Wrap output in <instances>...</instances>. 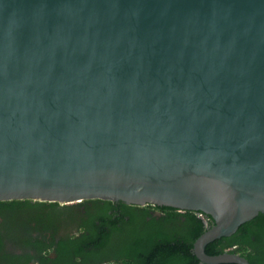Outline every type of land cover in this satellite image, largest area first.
I'll list each match as a JSON object with an SVG mask.
<instances>
[{
  "label": "water",
  "instance_id": "95a60500",
  "mask_svg": "<svg viewBox=\"0 0 264 264\" xmlns=\"http://www.w3.org/2000/svg\"><path fill=\"white\" fill-rule=\"evenodd\" d=\"M264 213V0H0V201Z\"/></svg>",
  "mask_w": 264,
  "mask_h": 264
},
{
  "label": "flooded vegetation",
  "instance_id": "af4514ba",
  "mask_svg": "<svg viewBox=\"0 0 264 264\" xmlns=\"http://www.w3.org/2000/svg\"><path fill=\"white\" fill-rule=\"evenodd\" d=\"M22 202L28 204L0 208V264H123L122 250L142 234L185 241L192 234L188 214L206 219L195 211L96 199ZM224 253L243 256L238 245Z\"/></svg>",
  "mask_w": 264,
  "mask_h": 264
},
{
  "label": "trees",
  "instance_id": "16d2710c",
  "mask_svg": "<svg viewBox=\"0 0 264 264\" xmlns=\"http://www.w3.org/2000/svg\"><path fill=\"white\" fill-rule=\"evenodd\" d=\"M22 203L28 204L19 200L0 201V208H15ZM204 216L205 220L196 213L188 214L189 222H186V225L188 228L191 227L192 234L187 240L178 238L172 240L163 235H160L162 239H159L153 232L142 234L124 247L120 260L123 264H202L194 252V245L208 229L207 223L209 227L215 224L213 217L205 214ZM237 245L242 255L252 264H264V213L243 224L233 236L222 237L210 243L206 251L210 255H218Z\"/></svg>",
  "mask_w": 264,
  "mask_h": 264
}]
</instances>
